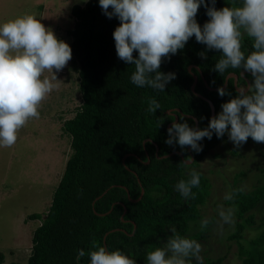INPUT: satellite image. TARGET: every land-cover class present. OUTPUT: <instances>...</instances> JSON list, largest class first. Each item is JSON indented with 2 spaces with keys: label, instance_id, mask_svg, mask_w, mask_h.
<instances>
[{
  "label": "trees",
  "instance_id": "trees-1",
  "mask_svg": "<svg viewBox=\"0 0 264 264\" xmlns=\"http://www.w3.org/2000/svg\"><path fill=\"white\" fill-rule=\"evenodd\" d=\"M207 3L210 7L211 0ZM242 3L243 0H216L215 7ZM206 12L201 4L196 15L201 27L209 19ZM71 14L74 23L67 33L71 37L81 103L74 116L63 123L64 132L71 138V153L51 203L44 214L28 215L41 223L33 231L26 264H90L87 253L95 250L93 242L109 252H123L136 264H147V253L162 247L167 237L173 235L172 228L181 237L197 242L204 239L215 217L207 219L206 225L205 220L198 223L202 218L200 207L210 194L211 183L197 167L211 149L227 140V133L222 138L215 133L211 139L205 137L198 142L202 150L195 152L190 147L181 149L178 144H167L168 129L175 115L177 122H187L190 127H208L210 106L197 94L213 103L217 115L222 103L239 93L233 78H229L223 96L209 87H221L231 72L238 74V87L246 84V78L253 77L250 73L241 76L242 68H229L219 74L214 65L221 53L207 49L193 36L183 49L164 58L160 71L175 73L164 91L139 88L131 82L134 65L126 64L116 54L113 32L119 19L108 18L99 0L74 4ZM252 44L253 40L244 35L245 55L254 50ZM201 52L206 58L201 57ZM192 73L198 78L194 91ZM150 98L160 104L155 113L147 111ZM187 115L197 119V127ZM191 156L192 163L186 164L184 160ZM191 170L199 173L200 185L192 189L195 197L186 199L177 191L176 184L189 179ZM243 175L244 171L233 178L229 193L233 199L224 200L225 205L234 207L236 219L235 230L227 238L235 241L240 264H264V221L243 242L244 231L257 224L255 209L264 201V184L245 189L239 183ZM141 188L142 197L132 201L139 197ZM192 225L196 230L189 233ZM80 249L86 255L77 261ZM225 255L205 257L200 262L190 259L188 264H223ZM2 258L0 254V263Z\"/></svg>",
  "mask_w": 264,
  "mask_h": 264
},
{
  "label": "clouds",
  "instance_id": "clouds-1",
  "mask_svg": "<svg viewBox=\"0 0 264 264\" xmlns=\"http://www.w3.org/2000/svg\"><path fill=\"white\" fill-rule=\"evenodd\" d=\"M215 3L211 0L209 7L207 0H99L104 14L120 21L113 32L116 54L126 64L134 65L131 82L137 87L164 91L175 78V73L160 71L164 58L183 49L193 36L207 49L221 53L214 65L219 74L229 68H242L253 77L244 91L222 103L221 111L209 120L208 127L193 128L187 122L171 125L165 142L178 144L181 149L190 147L195 152L202 150L198 142L205 137L211 139L213 133L222 138L227 132L236 146L246 143L249 137L264 143V0H243L241 6L219 9ZM201 4L209 17L202 27L196 20ZM244 35L253 40L254 50L248 55L242 51ZM200 55L206 58L205 53ZM71 58L70 45L33 14L25 13L0 23V147L13 146L19 130L30 119L39 118L42 102L59 88L56 73ZM46 72L53 75L49 77ZM219 94L226 92L221 88ZM159 108L154 98L148 100L149 113ZM189 177L176 184L177 191L186 199L194 198L192 189L200 185L198 172L191 170ZM224 199H233V194H226ZM219 216L226 224L234 222L231 209H221ZM171 231L173 235L164 246L147 253V264L202 261L199 242L181 237L174 228ZM92 247L95 250L87 253L90 264H136L119 250L109 252L95 242ZM85 255V250L80 249L77 261Z\"/></svg>",
  "mask_w": 264,
  "mask_h": 264
},
{
  "label": "rangeland",
  "instance_id": "rangeland-1",
  "mask_svg": "<svg viewBox=\"0 0 264 264\" xmlns=\"http://www.w3.org/2000/svg\"><path fill=\"white\" fill-rule=\"evenodd\" d=\"M77 3L84 4L83 0H0V23L25 13L33 14L70 45L71 37L67 31L73 26L71 9ZM45 75L50 77L53 73L46 72ZM56 76L59 88L42 102L39 118L30 119L19 130L13 146L0 147V254L3 257L0 264H26L33 231L41 223L28 215L46 212L71 153V138L64 132L63 123L74 116L81 103L77 69L72 58ZM252 82L253 79H249V84ZM197 168L211 183L210 194L200 207L202 218L198 223L215 217L207 235L198 241L202 246V260L226 254L223 264H240L237 245L227 238L235 230V210L224 204V197L231 192L233 178L243 171L245 175L239 183L245 189L264 184V143H256L249 137L246 143L236 146L227 138L211 149ZM221 209L233 211V223L223 222L219 216ZM263 217L264 201L255 209L257 224L244 231L243 242L255 234L254 227L262 224ZM195 230L196 226L192 225L189 233Z\"/></svg>",
  "mask_w": 264,
  "mask_h": 264
},
{
  "label": "water",
  "instance_id": "water-1",
  "mask_svg": "<svg viewBox=\"0 0 264 264\" xmlns=\"http://www.w3.org/2000/svg\"><path fill=\"white\" fill-rule=\"evenodd\" d=\"M191 68H192V66L190 65V66H188V70L191 72ZM200 72V71H199ZM245 73H249V72H246V71H241L240 72V75L241 76H244L245 75ZM192 76H193V83H192V85H191V89H192V91H194V87H195V85H196V83H197V75H195V74H193L192 73ZM245 77V76H244ZM229 78H233V83H234V86L236 87V91L238 92V93H240V92H242V91H244L247 87H248V85H249V79L248 78H246V88L245 89H243V88H241V87H238L237 86V80H238V74H236V73H234V72H231V73H228L227 75H226V77H225V81H224V84L221 86V87H219V88H212V87H209L211 90H217V91H219V89H225L226 88V86H227V83H228V80H229ZM205 82V81H204ZM205 84H206V82H205ZM198 96H200V97H202L204 100H206L207 102H208V104H209V106H210V110H211V114H210V119L213 117V116H215V107H214V105H213V103L209 100V99H207V98H205V97H203L202 95H200V94H197ZM178 112H181L180 111V109H176ZM188 117H191V118H193L194 119V121H195V126L197 127V124H198V121H197V119L195 118V117H193V116H191V115H187ZM174 121L172 122V123H174V122H177V120H178V116L177 115H175L174 116ZM170 125V124H169ZM168 125V126H169ZM188 150H189V148H188ZM176 153L177 154H179L181 157L183 156L182 155V153L181 152H179V151H176ZM192 161H193V156H191L190 157V159H188V160H184V162L186 163V164H189V163H192ZM108 189H106L101 195H103L106 191H107ZM143 193H144V189L143 188H141V192H140V195H139V197L138 198H136V199H131L132 201H138L141 197H142V195H143ZM100 195V196H101ZM99 196V197H100ZM98 198V197H97ZM109 212V211H108ZM125 213V208H124V212H123V214ZM118 229V228H117ZM115 229H112L111 231H114ZM107 234V233H106Z\"/></svg>",
  "mask_w": 264,
  "mask_h": 264
},
{
  "label": "flooded vegetation",
  "instance_id": "flooded-vegetation-1",
  "mask_svg": "<svg viewBox=\"0 0 264 264\" xmlns=\"http://www.w3.org/2000/svg\"><path fill=\"white\" fill-rule=\"evenodd\" d=\"M247 84V83H246ZM246 84H245V86H246ZM189 164H191V163H189Z\"/></svg>",
  "mask_w": 264,
  "mask_h": 264
}]
</instances>
